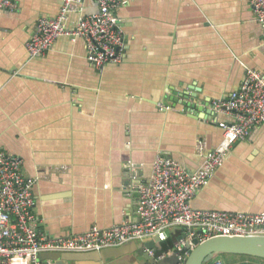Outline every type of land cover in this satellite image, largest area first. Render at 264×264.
Segmentation results:
<instances>
[{"label": "crops", "instance_id": "obj_1", "mask_svg": "<svg viewBox=\"0 0 264 264\" xmlns=\"http://www.w3.org/2000/svg\"><path fill=\"white\" fill-rule=\"evenodd\" d=\"M13 1L16 9L0 14V149L18 156L33 180L36 228L48 237L135 220L136 184L155 154L196 169L199 143L217 146V121L228 119L214 115L208 101L237 88L247 68L264 72L263 32L247 0H122L113 13L124 57L101 69L86 60L81 38L59 36L44 54L29 56L25 42L37 18L55 16L61 0ZM96 10L82 0L66 25ZM181 93L187 104L170 100ZM191 205L264 211V124L232 144ZM180 233L169 232L168 251ZM128 256L111 264H139L123 260ZM205 264L264 259L224 254Z\"/></svg>", "mask_w": 264, "mask_h": 264}, {"label": "built area", "instance_id": "obj_2", "mask_svg": "<svg viewBox=\"0 0 264 264\" xmlns=\"http://www.w3.org/2000/svg\"><path fill=\"white\" fill-rule=\"evenodd\" d=\"M81 1L61 0L55 16L37 18L25 42L29 56L44 54L57 37L67 36L72 41L83 39L85 58L96 68L122 61L126 42L113 10L124 1L92 0L97 10L67 26L68 14ZM247 1L264 38V0ZM16 6L13 0H0V14L13 11ZM208 106L214 115L223 114L228 118L217 121L222 130L218 145L206 150L199 143L197 149L202 158L194 170L187 169L170 156L155 154L149 174L136 184L135 220L107 228L91 226L86 231L67 236L48 237L39 233L33 214V180L23 175L18 156L0 149V264H53L49 259L41 260L39 255L45 252H100L146 238L160 243L173 229L181 230L172 249L177 252L178 264H181L195 247V239L201 242L217 235H264V211L231 212L191 205L196 191L223 163L232 144L246 138L255 125L264 124V72L247 68L237 88L222 97L210 99ZM159 108L169 107L159 104ZM133 169L132 164L125 166L132 179L135 178ZM153 252L147 249L149 255Z\"/></svg>", "mask_w": 264, "mask_h": 264}, {"label": "water", "instance_id": "obj_3", "mask_svg": "<svg viewBox=\"0 0 264 264\" xmlns=\"http://www.w3.org/2000/svg\"><path fill=\"white\" fill-rule=\"evenodd\" d=\"M179 97H172V102L187 104L184 99L188 94L181 93ZM207 104V103H206ZM193 105V104H192ZM187 108V107H186ZM150 238L139 242H130L115 248H108L100 252L87 253H57L45 252L39 255L41 260L49 259L53 264H68L69 262L90 261L92 264H106L109 258L118 257L126 253H132L138 259L139 264H178L177 252L171 250L170 253L161 256L164 251ZM196 244L189 251L188 256L181 264H205L219 255L238 254L248 255L264 259V235H217L207 238L201 242L194 240ZM147 249H152L153 255L147 253ZM161 256L160 258H158ZM42 264H46L43 262Z\"/></svg>", "mask_w": 264, "mask_h": 264}, {"label": "trees", "instance_id": "obj_4", "mask_svg": "<svg viewBox=\"0 0 264 264\" xmlns=\"http://www.w3.org/2000/svg\"><path fill=\"white\" fill-rule=\"evenodd\" d=\"M173 242L174 241L172 240L171 236L161 241L160 243L162 244V251L167 252L169 249H171Z\"/></svg>", "mask_w": 264, "mask_h": 264}, {"label": "rangeland", "instance_id": "obj_5", "mask_svg": "<svg viewBox=\"0 0 264 264\" xmlns=\"http://www.w3.org/2000/svg\"><path fill=\"white\" fill-rule=\"evenodd\" d=\"M112 258H109L108 260H107V262H106V264H111V262L113 261V259L111 260ZM123 260H131V262H135V261H137L138 259L135 257V256H132L131 258H130V256H128L127 258H125V259H123ZM125 264H130V262H128V263H126L125 262Z\"/></svg>", "mask_w": 264, "mask_h": 264}]
</instances>
